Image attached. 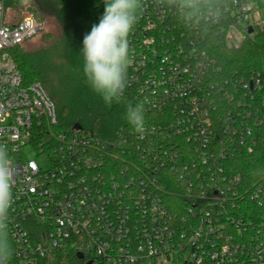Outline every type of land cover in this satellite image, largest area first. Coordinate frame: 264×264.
<instances>
[{
  "label": "built area",
  "instance_id": "2783aa9c",
  "mask_svg": "<svg viewBox=\"0 0 264 264\" xmlns=\"http://www.w3.org/2000/svg\"><path fill=\"white\" fill-rule=\"evenodd\" d=\"M261 1L228 0L218 23L187 26L143 0L128 36L124 93L145 112L167 114L143 133L129 128L104 141L55 131L54 101L40 82L23 84L10 52L45 25L32 13L9 23L0 0V143L16 169L8 264H264V220L237 212L250 201L264 207V184L244 190L223 164L251 135L250 114L218 115L211 92L219 86L210 82L218 72L201 45L205 35L199 40L220 26L230 44L242 45L262 23ZM255 113L261 125L264 107ZM26 147L36 159L26 158Z\"/></svg>",
  "mask_w": 264,
  "mask_h": 264
},
{
  "label": "trees",
  "instance_id": "16d2710c",
  "mask_svg": "<svg viewBox=\"0 0 264 264\" xmlns=\"http://www.w3.org/2000/svg\"><path fill=\"white\" fill-rule=\"evenodd\" d=\"M16 1L3 0L5 13L8 10L26 9L42 21L45 28L51 23L59 27V37L53 39L52 36V39L62 49V59L67 74L69 72V76L73 78L72 84L69 80L66 83H59L57 80L52 85L37 80L39 77L36 78L34 70L26 67L25 52L22 48L25 42L10 51L23 84L28 86L40 82L54 101L59 122L55 131L70 132L76 130L74 126L79 124L85 134L96 135L104 141H109L115 139L118 133L128 132L129 128H133L127 120V112L129 108L137 107L133 100L135 94L125 92L120 102L108 106L91 89L83 71V38L91 31L92 25L99 23L105 7L104 0H28L20 7L14 6ZM254 29V33H248L240 46L230 44L226 34L220 32V26L211 28L200 35L201 39L198 38L202 40L205 35L201 45L218 72L213 76V81L210 80L219 86L211 92L221 110L218 115H222V109H230L235 114L242 111L250 114L248 122L252 126L251 135L243 144L239 141L232 158L223 163L231 175L241 178L244 190L264 184V121L257 126H254L253 121L256 106L264 107V18ZM258 80L260 89H256ZM243 84H249L253 91L244 90ZM240 101L246 103V106L238 107ZM143 112L145 125L152 126L161 123L167 114V111ZM241 211L248 212L259 222L264 220V207L260 208L254 202H247L246 206L241 203L237 212ZM58 256L62 258L61 255ZM71 262L69 259V263ZM62 263L68 262L62 258V262L58 264Z\"/></svg>",
  "mask_w": 264,
  "mask_h": 264
},
{
  "label": "clouds",
  "instance_id": "9594fccd",
  "mask_svg": "<svg viewBox=\"0 0 264 264\" xmlns=\"http://www.w3.org/2000/svg\"><path fill=\"white\" fill-rule=\"evenodd\" d=\"M154 3L163 13L175 11L187 26L201 21L209 26L218 23L228 7V0H154ZM104 4L99 23L84 35L81 54L89 86L111 106L121 101L128 86V36L144 5L143 0H104ZM127 120L137 133L145 131V116L140 106L129 108ZM15 173L8 148L0 143V264H8L11 254L7 226Z\"/></svg>",
  "mask_w": 264,
  "mask_h": 264
},
{
  "label": "rangeland",
  "instance_id": "374dc122",
  "mask_svg": "<svg viewBox=\"0 0 264 264\" xmlns=\"http://www.w3.org/2000/svg\"><path fill=\"white\" fill-rule=\"evenodd\" d=\"M27 1L28 0H17L14 3V6H23L27 3ZM28 13L32 12L26 9H20L19 11L8 10L5 13V19L9 23H16L23 16L28 15ZM260 14L261 17L264 18V0H262L260 4ZM44 29L40 34L25 41L24 46H22L25 52L24 57L26 67L34 70L36 73L35 76L36 78L39 77L37 80H40V82H49V84L52 85L55 84L57 80L59 83H66L69 80V83L72 84L73 78L69 76V72L67 74V68L62 59V49L55 42H53V39H57L59 37V27L51 23ZM46 36H49L51 39ZM65 83H63V85H67ZM24 153L27 159L37 158L35 151L31 147H26L24 149ZM71 264H81V262H77V260L74 262L72 259Z\"/></svg>",
  "mask_w": 264,
  "mask_h": 264
},
{
  "label": "water",
  "instance_id": "95a60500",
  "mask_svg": "<svg viewBox=\"0 0 264 264\" xmlns=\"http://www.w3.org/2000/svg\"><path fill=\"white\" fill-rule=\"evenodd\" d=\"M253 31H254V29H253L252 27H249V29H248V33H249L250 35L253 33ZM74 129H76V130H81V126H80L79 124H76V125L74 126ZM78 256L81 257L80 254H79Z\"/></svg>",
  "mask_w": 264,
  "mask_h": 264
}]
</instances>
